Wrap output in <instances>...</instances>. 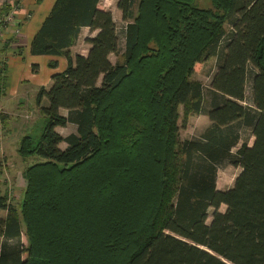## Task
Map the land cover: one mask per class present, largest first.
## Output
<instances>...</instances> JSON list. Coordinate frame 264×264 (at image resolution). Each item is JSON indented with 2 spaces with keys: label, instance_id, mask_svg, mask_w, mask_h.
<instances>
[{
  "label": "trees",
  "instance_id": "1",
  "mask_svg": "<svg viewBox=\"0 0 264 264\" xmlns=\"http://www.w3.org/2000/svg\"><path fill=\"white\" fill-rule=\"evenodd\" d=\"M117 7L116 62L119 27L103 0H56L34 36L33 55L67 67L36 95L40 133L19 143L38 158L20 212L0 177V264H264V0ZM84 28L96 34L73 55ZM212 57L205 87L191 76ZM180 106L210 124L181 139ZM68 123L77 130L63 136ZM223 163L241 168L224 190Z\"/></svg>",
  "mask_w": 264,
  "mask_h": 264
},
{
  "label": "rangeland",
  "instance_id": "2",
  "mask_svg": "<svg viewBox=\"0 0 264 264\" xmlns=\"http://www.w3.org/2000/svg\"><path fill=\"white\" fill-rule=\"evenodd\" d=\"M11 4L16 5L20 3L18 0L10 1ZM103 3L106 8L110 9L114 14L115 22L119 27V37H120V50L118 54H111V60L113 62L121 59L122 51L124 49V34L122 32L123 17L122 12L117 7V0H103ZM195 3L200 7H209L211 6V0H195ZM9 3H7L8 7ZM226 30L231 29V25L227 23L225 25ZM96 32L91 33L89 29H84L78 39V42L75 46L72 47L71 51L73 55L76 54H87L90 48V44L87 43L86 38L88 36H94ZM44 59V58H40ZM58 62L56 72H60L67 67L66 58L61 56L55 59ZM50 61H53L51 59ZM49 61V62H50ZM60 61V62H59ZM49 64V63H48ZM55 68V67H53ZM217 68V60L215 58H209L203 63H198L195 66V72L191 76L192 79L201 81L205 87L210 84L212 75L215 73ZM55 72V73H56ZM251 74L248 76L247 82V102H251L252 90H251ZM37 88H32L23 92L25 96L24 108L20 109L22 112L18 115V119H9L8 125H6L5 117L0 114V177L3 182V191L7 193L10 202L18 209L20 212V206L24 197V192L26 188V180L24 178V170L26 167L38 158L36 156H30L27 158L22 157L18 151L19 143L21 138L26 133L38 134L40 133L43 120L45 116L40 110V107L36 103ZM62 113L66 114L65 110H62ZM179 123H180V138L187 139L194 137L200 134L204 128L210 124L209 117L205 114H185L184 106L179 108ZM3 124V126H2ZM77 128L74 123H68L65 127H57V131L63 136H67L72 132H76ZM243 139L249 138L250 143L253 141V137L250 136L248 130L243 131ZM242 142V141H241ZM240 142V144H241ZM240 144L234 149L237 150L240 147ZM61 147H66L67 143L63 142L60 145ZM241 168L234 166L229 163H223L218 170L217 177V187L218 189H228L233 186L236 177L238 176ZM221 211L226 210V205L220 207ZM211 209V213L213 212ZM212 217H209L208 222L210 223ZM22 240L27 244V236L23 234ZM1 242V238H0Z\"/></svg>",
  "mask_w": 264,
  "mask_h": 264
},
{
  "label": "crops",
  "instance_id": "3",
  "mask_svg": "<svg viewBox=\"0 0 264 264\" xmlns=\"http://www.w3.org/2000/svg\"><path fill=\"white\" fill-rule=\"evenodd\" d=\"M19 1L15 20L0 26V114L6 115V125L10 118L16 120L22 112L20 109L24 108L26 100L23 92L48 87L52 75L59 68L48 64L51 59L59 57L33 55L30 50L34 36L56 0ZM2 2L0 0V8Z\"/></svg>",
  "mask_w": 264,
  "mask_h": 264
},
{
  "label": "built area",
  "instance_id": "4",
  "mask_svg": "<svg viewBox=\"0 0 264 264\" xmlns=\"http://www.w3.org/2000/svg\"><path fill=\"white\" fill-rule=\"evenodd\" d=\"M13 0H3L0 8V26L8 25L15 20L16 13L19 9V3L11 4ZM19 1V0H18ZM9 3L8 7L6 6Z\"/></svg>",
  "mask_w": 264,
  "mask_h": 264
}]
</instances>
